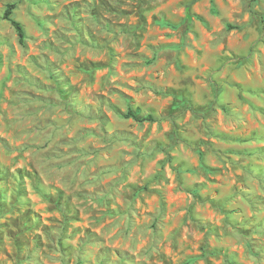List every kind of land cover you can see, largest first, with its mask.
Instances as JSON below:
<instances>
[{"label": "rangeland", "instance_id": "obj_1", "mask_svg": "<svg viewBox=\"0 0 264 264\" xmlns=\"http://www.w3.org/2000/svg\"><path fill=\"white\" fill-rule=\"evenodd\" d=\"M0 264H264V0H0Z\"/></svg>", "mask_w": 264, "mask_h": 264}, {"label": "trees", "instance_id": "obj_2", "mask_svg": "<svg viewBox=\"0 0 264 264\" xmlns=\"http://www.w3.org/2000/svg\"><path fill=\"white\" fill-rule=\"evenodd\" d=\"M14 9H15V5L14 4H9L7 6L6 10H5L4 18L11 22L12 26L14 27V29L16 30V32H17V34L19 36L20 43L22 45H24L25 44V39H26V31H25L23 25L20 22H18L15 19H13L12 15H13ZM187 18H188V21L192 20V17H191L190 14H188ZM228 28L229 29H235L236 27L232 26V25H228ZM125 117L126 118H131V119H133V120H135L136 122H139V123L155 122L156 121V119H155V117L153 115H143V116H141L138 112L134 111L133 109H130ZM37 190L39 191L38 187H37Z\"/></svg>", "mask_w": 264, "mask_h": 264}]
</instances>
